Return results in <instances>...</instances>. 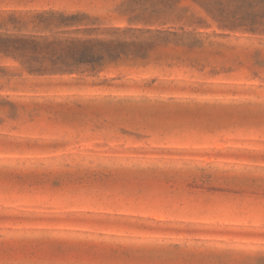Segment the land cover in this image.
<instances>
[{
    "label": "rangeland",
    "instance_id": "1",
    "mask_svg": "<svg viewBox=\"0 0 264 264\" xmlns=\"http://www.w3.org/2000/svg\"><path fill=\"white\" fill-rule=\"evenodd\" d=\"M173 1L0 0V264H264V0Z\"/></svg>",
    "mask_w": 264,
    "mask_h": 264
},
{
    "label": "trees",
    "instance_id": "2",
    "mask_svg": "<svg viewBox=\"0 0 264 264\" xmlns=\"http://www.w3.org/2000/svg\"><path fill=\"white\" fill-rule=\"evenodd\" d=\"M167 1H170V0H167ZM179 1L178 0H174L172 3L169 2L168 4L165 5V9L166 10H170V11L176 10V7L179 4ZM226 22H228L227 24H230L232 21L231 20H227ZM171 34L175 35L173 33H171ZM96 52H99V51H96ZM96 52H93L91 56L94 57L97 54ZM99 54H102V55H100V57L102 58L104 56V54H107V53L102 52V53H99Z\"/></svg>",
    "mask_w": 264,
    "mask_h": 264
}]
</instances>
